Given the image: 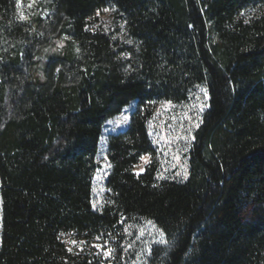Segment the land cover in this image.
<instances>
[{
    "label": "trees",
    "instance_id": "1",
    "mask_svg": "<svg viewBox=\"0 0 264 264\" xmlns=\"http://www.w3.org/2000/svg\"><path fill=\"white\" fill-rule=\"evenodd\" d=\"M263 4L53 0L69 67L40 76L28 50L38 32L18 0H0V264H94L65 237L88 242L128 222L157 231L144 264H264V12L241 15ZM108 7L131 44L93 30ZM200 88L208 107L179 174L154 161L133 172L156 155L154 104L190 103ZM132 102L129 126L108 140L109 200L96 211L103 127Z\"/></svg>",
    "mask_w": 264,
    "mask_h": 264
},
{
    "label": "rangeland",
    "instance_id": "2",
    "mask_svg": "<svg viewBox=\"0 0 264 264\" xmlns=\"http://www.w3.org/2000/svg\"><path fill=\"white\" fill-rule=\"evenodd\" d=\"M21 16L25 17L28 25H30L34 31L38 32L39 39L33 41L28 50L35 60L38 61L35 65L37 74L43 76L48 66L49 74L56 75L62 70H67L69 67L68 61H65L68 49L71 47V43L66 41L64 35V19L57 11H54L53 0H18ZM110 11H101L99 16H96V20H92L94 27L99 28L102 26L107 34L118 42V46L126 42V35L124 33L123 25L120 17L115 14L111 8ZM264 12V4L256 5L247 9L244 12L246 18H250L256 14ZM123 37V39L121 38ZM62 45V46H61ZM13 47L10 45L4 50L5 53H11ZM73 49V48H72ZM54 58L51 60L50 57ZM60 56V57H59ZM200 88L190 103L175 105L173 103L160 102L154 104L153 116L150 121V137L156 147L155 157L147 156L148 162L144 163L140 160V163L135 167L136 174L143 173L149 163L154 161L157 165L158 171L163 177H174L179 174V170L182 169L185 156H187L190 143L192 140V131L195 125L198 123V117L208 107V97L205 98L204 92ZM201 107L203 108L200 111ZM136 108V103L132 102L130 106L123 109L122 113L118 116L105 121L102 137L100 140L99 153L97 155V162L99 168L95 172L92 183V203L96 206L93 207L96 211L103 208L108 202L109 190L106 188L107 178L111 171V165L108 159V140L110 135L117 134L124 131L130 124L131 115ZM140 167H143V171H140ZM1 202V198H0ZM2 203H0V215H1ZM1 227V216H0ZM118 231L115 234L108 233L103 236L87 240H77L71 236L65 237V243L72 249H77L82 253H86L92 259L94 264H144L142 255L148 252V247L154 244L157 231L155 228L148 224V222L128 224L122 223ZM127 229V231H126ZM140 229H143V234H140ZM1 236V228H0ZM114 238V239H113ZM76 240L83 241L82 245L70 244L68 241ZM96 244L105 246V250L110 244L114 249L111 256L105 258L100 250L94 247ZM131 245V247H128Z\"/></svg>",
    "mask_w": 264,
    "mask_h": 264
},
{
    "label": "snow or ice",
    "instance_id": "3",
    "mask_svg": "<svg viewBox=\"0 0 264 264\" xmlns=\"http://www.w3.org/2000/svg\"><path fill=\"white\" fill-rule=\"evenodd\" d=\"M112 11H115V9L113 8V9H111ZM101 11H104V12H108V11H110V9H108V8H104V9H97V11H96V15L97 16H99L100 15V12ZM244 13H241V15H243ZM21 19H25V17H23V16H21ZM246 23H247V21H245ZM93 30H95V27L93 28ZM122 39H123V37H121ZM127 43H129V44H131L132 43V41L131 40H128V41H126ZM62 46V45H61ZM77 51H79V49H77ZM201 91L202 92H204V94H205V98L207 99V90L206 89H201ZM170 103V102H169ZM203 110V108L201 107V109H200V111H202ZM198 126V125H197ZM140 159H141V161L142 162H144V163H147L148 162V157L147 156H142V157H140ZM144 169H143V167H140V171L142 172ZM137 175H139V173H137ZM161 178H163V177H161ZM186 178V177H185ZM96 205L95 204H93V207H95ZM126 231H127V229H126ZM140 234L142 235L143 234V229H140ZM159 234H160V240L159 241H156L157 243H167V241H166V239H165V237H164V233H163V231L162 230H160V232H159ZM65 234L64 233H61V236H64ZM68 235H71V234H68ZM100 239V237H97V240H99ZM114 239V238H113ZM68 243H70V244H79V245H82L83 243H85V242H83V241H76V240H70V241H68ZM94 247H96L97 249H99L100 250V253H98V254H103V256L105 257V258H108L109 256H111V254H112V252L114 251V249H112L111 248V246H110V244L108 245V247H107V249L105 250V246L104 245H101V244H96V245H94ZM128 247H131V245H128ZM68 251L69 252H71L72 251V248L71 247H69L68 248ZM148 251H149V253H150V251H151V249L149 248L148 249Z\"/></svg>",
    "mask_w": 264,
    "mask_h": 264
}]
</instances>
